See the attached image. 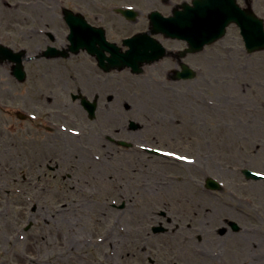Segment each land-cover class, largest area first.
Returning a JSON list of instances; mask_svg holds the SVG:
<instances>
[{
	"label": "rangeland",
	"instance_id": "rangeland-1",
	"mask_svg": "<svg viewBox=\"0 0 264 264\" xmlns=\"http://www.w3.org/2000/svg\"><path fill=\"white\" fill-rule=\"evenodd\" d=\"M182 1L191 0H0V42L26 48L31 56L48 44L63 46L69 33L61 14L66 6L103 24L108 38L121 43V37L147 28L149 11L169 14ZM251 3L264 18V0ZM116 6L136 7V21L126 20L113 10ZM187 61L201 69L195 79L181 81L166 77L175 67L170 58L140 75L104 73L84 52L70 59L34 58L25 63V85L9 78L7 65L0 66V95L7 98L13 87L30 93V103H41L42 91L49 113L69 111L75 121L60 117L68 130L47 133V141H59L63 151L48 150L33 168L31 201L21 197L15 208L25 219L21 227L29 223L30 230L15 238L14 252L3 261L264 264V244L252 242L264 240V180L247 179L242 172L264 173V50L247 53L232 24L223 38ZM93 68L101 76L97 84ZM128 77L137 78L138 85L129 88ZM78 89L88 97L100 94L95 119L70 105V93ZM131 120L140 128L130 130ZM74 129L73 137L69 130ZM113 137L171 148L188 159L119 147ZM56 163L61 169L52 168ZM39 173L49 184L44 204L35 206ZM208 176L217 178L222 189H207ZM231 220L241 231L232 232ZM159 226L168 231L155 232Z\"/></svg>",
	"mask_w": 264,
	"mask_h": 264
},
{
	"label": "flooded vegetation",
	"instance_id": "flooded-vegetation-1",
	"mask_svg": "<svg viewBox=\"0 0 264 264\" xmlns=\"http://www.w3.org/2000/svg\"><path fill=\"white\" fill-rule=\"evenodd\" d=\"M180 48L182 47H178V49ZM172 58L175 62H179L177 57L172 56ZM185 58H188V55ZM10 75L9 78L19 84L25 85L28 81V73L24 82L17 81L12 75L11 67ZM25 89L30 91L29 88ZM78 91L81 92L80 89ZM72 94L73 92L71 91V102L69 103L78 107L80 103L73 99ZM7 95V98L0 95V264H8L3 260L6 255L14 252L15 238L22 239L25 234L29 233L30 228L26 229L29 223H25L21 227L25 219L23 214L15 212V208L21 203V197L25 201H31L29 200L30 187L32 185L30 174L35 171L33 168L37 166L39 158L48 150L51 149L54 153L63 151L60 149L59 141L55 143H53L54 140L52 143L47 141V133L61 132L62 123L59 120L60 117L71 124L74 121L69 111L63 114L61 109H54L49 113L42 91L41 103H30V93L26 94L23 91L17 93L13 87L8 88ZM95 98L98 100L97 109H99L100 94L95 95ZM48 100L51 102L52 98ZM72 143L73 141L70 145ZM31 157L33 164L30 161ZM56 164L52 168L54 170L57 168L61 169L62 165L60 163ZM19 167L22 169H19ZM16 174L22 176H15ZM68 175L71 176L70 173ZM41 177L42 175L39 173L37 175L38 180H35L34 184L37 194L34 196L35 201H33L35 206L39 205L40 202L44 204L46 194V189L44 188L49 184L48 182H42ZM40 180L41 182L39 183L38 181ZM45 181H51V178L49 180L45 179ZM20 228H23V233L19 231Z\"/></svg>",
	"mask_w": 264,
	"mask_h": 264
},
{
	"label": "water",
	"instance_id": "water-1",
	"mask_svg": "<svg viewBox=\"0 0 264 264\" xmlns=\"http://www.w3.org/2000/svg\"><path fill=\"white\" fill-rule=\"evenodd\" d=\"M181 7L182 10H175L174 15L169 17L153 11L150 14V31L126 39L125 43L130 48L123 53L115 44L106 40L102 28L90 26L81 14L66 11V17L73 25L72 33L69 35L71 41L69 48L74 52H78L80 48H87L93 54L97 53L98 49L111 48V66H133L139 71L142 64L159 59L165 54L164 47L151 36V33L163 32L167 36L184 38L188 40L191 50L196 51L206 43L223 36L226 27L231 22H236L241 27L246 47L250 52L264 49V21L258 18L250 7L242 8L236 0H193L192 5L183 3ZM125 14L129 17L135 15L130 11H126ZM49 51L46 54H51ZM59 54L68 55L64 52ZM7 57L16 61V66H23L21 53H14L0 45V61ZM179 75L188 76L190 71L181 72ZM132 126L135 124L132 123ZM209 186L215 185L210 183Z\"/></svg>",
	"mask_w": 264,
	"mask_h": 264
},
{
	"label": "bare ground",
	"instance_id": "bare-ground-1",
	"mask_svg": "<svg viewBox=\"0 0 264 264\" xmlns=\"http://www.w3.org/2000/svg\"><path fill=\"white\" fill-rule=\"evenodd\" d=\"M85 70V69H84ZM70 72V71H69ZM68 74V73H67ZM67 74H61V77H63V78H66V77H68L67 76ZM65 76V77H64ZM94 81H95V83L97 84L99 81L98 80H95L94 78H92ZM137 80L138 79H130V81H128V82H130V84L128 85V87L130 88V87H133V86H136V84H137ZM132 81H135V83H133ZM159 178V177H158ZM157 178V179H158ZM158 180H161V179H158ZM150 181V180H149ZM172 182H173V180H172ZM161 183L163 184V181H161ZM223 214V213H222ZM236 240V239H235ZM252 242H253V245L254 244H256V246H259V243H260V245H262V244H264V240H257V239H254V240H252Z\"/></svg>",
	"mask_w": 264,
	"mask_h": 264
}]
</instances>
